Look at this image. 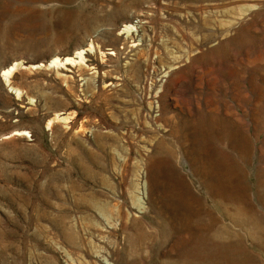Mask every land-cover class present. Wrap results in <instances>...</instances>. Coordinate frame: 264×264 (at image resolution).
<instances>
[{"label":"rangeland","instance_id":"obj_1","mask_svg":"<svg viewBox=\"0 0 264 264\" xmlns=\"http://www.w3.org/2000/svg\"><path fill=\"white\" fill-rule=\"evenodd\" d=\"M218 1L0 0V264H264V0L190 52Z\"/></svg>","mask_w":264,"mask_h":264},{"label":"bare ground","instance_id":"obj_2","mask_svg":"<svg viewBox=\"0 0 264 264\" xmlns=\"http://www.w3.org/2000/svg\"><path fill=\"white\" fill-rule=\"evenodd\" d=\"M195 1H197V0H195ZM260 2H261V0H259ZM242 3V2H241ZM241 3H239L238 2V0H219L218 1V3H217V5H216V7H220V5H225V7H224V9H216L215 7H211L210 9H209V11H211V12H215V13H220L219 15H222V16H227V15H229V16H231V18H229V19H226L227 21H226V23L224 24H221V26H220V29H218L217 31H215V30H213L209 25L213 22V20L215 19V17L214 16H209V15H206V16H204V15H202V13H200L201 11H203V9L204 8H207V6H203L201 9H199L195 14H196V18H187V19H185V20H182V22H183V24H185V25H188L189 27H188V35H189V37H190V34L192 35V34H194L193 33V30H200V31H202L203 33H202V35H201V37H198V38H196L195 36L193 37V39L192 38H190V39H187V42H188V44H189V48L190 49H188L190 52H192V51H194V50H192L191 51V49L193 48V47H196L197 48V46L204 40V39H207V38H209V37H217V36H219L220 34H225V35H227L228 33H229V31H230V29L233 27V25H235L239 20V18L241 17V15L242 14H244V16L246 15H249V14H253V12H254V9H256V8H254V5L253 4H251V2H250V4L249 3H247V4H245L244 6H241L240 7V9L238 10V7H239V5L241 4ZM232 4V6H230ZM258 5L260 4V3H257ZM232 8V9H234L235 11L233 12V13H230L229 14V10H228V8ZM177 16V15H176ZM243 16V17H244ZM177 18L179 19V16H177ZM177 28V27H176ZM178 29V28H177ZM179 32H180V34H181V36H182V38L181 37H179V38H177V39H179V41H184V39L183 38H186L187 37V35H186V32L185 31H182L181 29H179ZM81 50V49H80ZM79 50V51H80ZM189 52V53H190ZM79 53V52H78ZM83 55V54H82ZM70 58H67V60L66 61H68ZM181 61V57L180 56H177L176 58H175V62H180ZM56 62H58V57H55V58H53L52 59V61L50 62V63H56ZM78 62V61H77ZM49 63V64H50ZM57 65V64H56ZM16 66H17V63L15 62V63H13L11 66H8V68H5L4 69V71H3V75L7 78V79H9L10 78V76H11V74L13 73V71H14V69L16 68ZM17 92H19V91H17ZM146 193V192H145ZM135 198V201H136V203H137V206L139 207V208H143L142 207V201L138 198V197H134ZM144 198V197H143ZM115 206H118V204H114ZM99 206V205H98ZM105 207V206H104ZM107 210V214H109V209H106Z\"/></svg>","mask_w":264,"mask_h":264}]
</instances>
